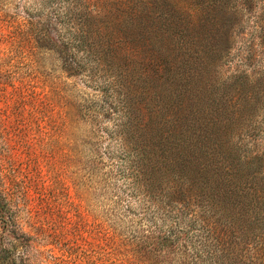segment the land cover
<instances>
[{
	"label": "rangeland",
	"instance_id": "374dc122",
	"mask_svg": "<svg viewBox=\"0 0 264 264\" xmlns=\"http://www.w3.org/2000/svg\"><path fill=\"white\" fill-rule=\"evenodd\" d=\"M224 3L0 0V264H151L140 238L193 201L170 180L153 196L149 174H130L136 156H249L264 170V0ZM144 36L148 55L130 53ZM208 53L225 54L209 77ZM151 55L169 71L147 73ZM161 254L153 264H182Z\"/></svg>",
	"mask_w": 264,
	"mask_h": 264
},
{
	"label": "trees",
	"instance_id": "16d2710c",
	"mask_svg": "<svg viewBox=\"0 0 264 264\" xmlns=\"http://www.w3.org/2000/svg\"><path fill=\"white\" fill-rule=\"evenodd\" d=\"M213 3L219 6L225 4L224 0H213ZM200 14L208 16L204 8L198 4L196 16ZM174 29L172 25L170 30ZM75 30L76 32H70L74 36V42L80 41L75 47L82 48L86 36L83 29ZM86 34L90 32L87 31ZM97 34L100 39L102 37L106 39L104 44L111 43L112 31L105 35L100 32ZM175 35L176 32L173 33L172 40L176 39ZM89 36L91 37V34ZM142 39L143 43L130 44L128 48L130 53L141 52L148 55L147 50L152 45L145 36ZM65 45V48H68V42ZM91 50L88 49L96 61L95 54L91 53ZM224 57V53L217 56L213 53L206 54L205 63L199 66L200 74L209 73V77L214 71L209 70V64L222 61ZM159 58L154 55L149 56V60L142 65V68L147 73L162 76V73L168 72L169 68L163 67L167 64L166 57L161 58L165 59L163 61ZM192 69L190 65L188 74L184 77L188 79L194 77L198 66ZM89 76L92 77V74ZM194 85L199 91V99L204 100L208 92L207 83L200 84L196 80ZM218 122L220 129L215 137L219 140L223 137H231L226 130L231 125L229 118H225L224 121L221 118ZM136 157L130 165V174L136 177H145L149 174L150 188L154 194L157 193L153 196H164L165 184L170 180L187 186L193 201L191 204L190 199L188 202L182 200L178 204L176 207L178 212L173 216L174 225L166 229L167 218L172 217L170 212L175 209L170 207L165 211L167 214L159 213L162 215L161 225L155 224L151 234L140 238L139 250L136 251L140 258L153 264L165 250L182 258V264H264V183L261 186L260 182L264 180V170L258 165L254 166V160L244 164L242 160L249 156ZM185 223L188 226L180 230V226H185ZM197 226L199 228H196ZM195 229L206 234L202 241L193 242L191 239L195 236ZM157 230H160V234L155 236Z\"/></svg>",
	"mask_w": 264,
	"mask_h": 264
}]
</instances>
